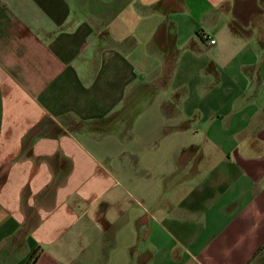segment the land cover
Wrapping results in <instances>:
<instances>
[{
  "label": "crops",
  "instance_id": "0c3cea01",
  "mask_svg": "<svg viewBox=\"0 0 264 264\" xmlns=\"http://www.w3.org/2000/svg\"><path fill=\"white\" fill-rule=\"evenodd\" d=\"M0 264H264V0H0Z\"/></svg>",
  "mask_w": 264,
  "mask_h": 264
},
{
  "label": "built area",
  "instance_id": "2783aa9c",
  "mask_svg": "<svg viewBox=\"0 0 264 264\" xmlns=\"http://www.w3.org/2000/svg\"><path fill=\"white\" fill-rule=\"evenodd\" d=\"M209 45L214 44L215 40L213 38L207 39Z\"/></svg>",
  "mask_w": 264,
  "mask_h": 264
}]
</instances>
